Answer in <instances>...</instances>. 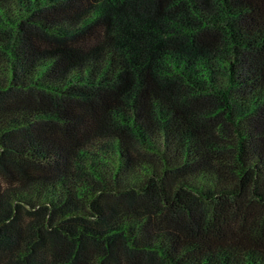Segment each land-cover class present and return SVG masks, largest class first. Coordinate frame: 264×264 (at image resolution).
I'll return each instance as SVG.
<instances>
[{"label": "trees", "instance_id": "1", "mask_svg": "<svg viewBox=\"0 0 264 264\" xmlns=\"http://www.w3.org/2000/svg\"><path fill=\"white\" fill-rule=\"evenodd\" d=\"M0 264H264V0H0Z\"/></svg>", "mask_w": 264, "mask_h": 264}]
</instances>
